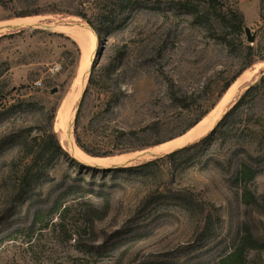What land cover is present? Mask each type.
<instances>
[{"label": "rangeland", "instance_id": "rangeland-1", "mask_svg": "<svg viewBox=\"0 0 264 264\" xmlns=\"http://www.w3.org/2000/svg\"><path fill=\"white\" fill-rule=\"evenodd\" d=\"M188 1L126 5L122 0H14L17 10L52 2L63 9L82 8L103 37L99 43L95 35L92 56H84L76 40L58 31L61 26L90 29L78 16L33 15L34 22L23 27L0 23V35L11 34L0 38V90H9L0 102V264H214L244 237L237 264H264V173L247 184L253 198L246 203L241 188L230 186L228 174L214 165L223 155L243 153L237 146L240 140L207 142L177 156L174 163L158 161L141 176L93 173L47 152L30 169L31 185H20L46 112L67 92L73 94V137L77 104L92 64L94 75L107 79L108 94L90 91L77 132L89 147L103 152L112 144L101 140L106 132L96 136L93 127L108 124L128 130L160 119V130L146 135V141L174 135L200 107L214 103L224 84L244 67L246 44L264 55L259 0H221L244 14L239 37L221 33L211 10L207 17L198 13L206 0ZM0 13L6 14L1 8ZM247 35L254 37L252 43ZM54 65L58 70L49 72ZM245 70L251 77L237 86L231 101L264 75V61ZM169 78L175 94L187 96L185 108L170 99ZM54 129L74 158L55 122ZM257 137H246L244 145H254ZM153 147L125 152L130 156L126 160L105 162L101 168L135 165L164 154L154 153ZM167 182L172 190L181 189L178 195L165 191ZM156 188L162 196L142 205ZM55 200L66 211L50 213ZM203 208L208 220L200 230Z\"/></svg>", "mask_w": 264, "mask_h": 264}, {"label": "trees", "instance_id": "trees-1", "mask_svg": "<svg viewBox=\"0 0 264 264\" xmlns=\"http://www.w3.org/2000/svg\"><path fill=\"white\" fill-rule=\"evenodd\" d=\"M126 5L137 4L140 0H122ZM177 2L178 4H186L188 0H171ZM34 9H22L17 10L14 5V0H0V8L6 14L3 15L0 13V21L8 20L12 18L24 17V16H33V15H45V14H66L72 16H78L86 20L90 24V29L96 35L99 43L102 42V29L101 27H95L87 17L86 13L82 8L78 9H63L59 6L57 2L48 3L44 7H39L35 5ZM209 10H211L214 15V19L218 22L220 26V32L223 34H231L239 37L245 28V19L242 11L235 5L225 4L221 0H206V6L199 11L198 13L207 17L210 15ZM259 18L264 19V0H259ZM191 10L189 13L193 14ZM11 34L0 35V38L9 36ZM77 52L79 48L76 46ZM244 58L245 65L238 73L232 77V79L224 84L222 90L218 94V99L222 97L224 92L237 80V78L245 71L246 67L251 66L256 61H264V55H259L258 51L255 50L253 45L246 44L244 46ZM94 65L92 64L89 75L87 77L86 85L83 89L80 100L77 104V109L74 117V130H73V139L75 144L79 149H81L85 154L91 157H111L120 154L130 153L129 151L139 150L143 148H150L157 146L163 142L174 139L178 136L183 135L191 128L195 126L202 118H204L208 112L216 105V101L207 107H200L198 115L188 123L180 132L174 135H168L163 139H154L149 142L146 141V135L158 132L160 130V119L153 120L150 123L140 127V128H130L128 130L124 128L116 129L112 126L97 125L93 127L92 131L95 132L96 136L100 132H106L102 134L101 140L104 143H110L111 149L107 151H96L89 147L85 141H83L77 132V124L79 122V117L81 114L83 103L89 95L92 89L97 90L102 93L108 94V85L107 79L103 75H94ZM70 74L68 75V77ZM168 92L170 93V99L176 102L180 107L185 108L187 106V96H177L173 89V82L169 78L168 80ZM9 90H0V102L5 99L8 95ZM58 107V100H56L50 109L46 112L45 125L41 129V136L38 137V143L36 148L29 149L30 163L24 169L23 174L20 178V185L23 184L24 188L31 185L32 177L29 175L31 167L38 164V161L43 156V154L58 153L63 156H66L68 160L78 166L80 169L92 171L93 173H129L133 176L145 175L147 170L152 167V165L157 164L158 161H166L168 164L174 163L175 158L181 154L187 153L192 148L199 147L202 144L207 142L214 141L218 145L226 144L232 139L239 141L237 143L238 148H240L243 153L237 155H228L226 157L223 155V159H215L214 165L218 167L221 171L228 174V182L230 186H235L241 188V197L243 202L249 203L253 198L252 193L247 189V184L252 182L257 176L264 173V75H262L257 81L250 83L246 88L237 96L233 104H230L220 118L216 121L214 126L202 137L196 139L194 142L188 143L184 146H181L173 151L165 153L156 158L141 162L135 165L129 166H111L107 168H99L94 166H89L83 164L76 159L69 156L68 152L63 149L60 138H58V132L54 129V119L56 110ZM58 133V134H57ZM258 135L257 139L253 141L254 145L248 147L244 144V139L249 136ZM243 139V140H242ZM37 140L33 138V141ZM249 143V142H248ZM27 146V145H26ZM253 150V151H252ZM254 152L253 153H251ZM163 188L165 191L172 192L173 194H179L181 189L172 190L170 183H164ZM27 189V188H26ZM64 194V193H62ZM161 195L159 189H153L149 191L144 199L142 200V205H148L150 202H153L155 198ZM162 196V195H161ZM60 200H55L53 205L49 207L48 211L50 213H56L57 211H66V207L63 209L60 208ZM90 207L93 205L90 204ZM207 217L208 213L205 208L202 209V218L200 221V230L205 229L207 226ZM247 237H244V240H239V243L225 256L221 257L214 264H237L238 260L242 257L244 246L246 245ZM232 262L230 263L229 261Z\"/></svg>", "mask_w": 264, "mask_h": 264}, {"label": "bare ground", "instance_id": "bare-ground-1", "mask_svg": "<svg viewBox=\"0 0 264 264\" xmlns=\"http://www.w3.org/2000/svg\"><path fill=\"white\" fill-rule=\"evenodd\" d=\"M35 18L36 17L34 16H32L31 18H22V19L16 18V19L4 20L0 23L3 25L11 24V25L23 27V26L32 24ZM58 31L65 33L66 35L70 36L72 39L76 40L79 43L78 45L81 46V50H83L84 56L86 55V53L88 54L89 52H91V56H92V53L94 52V49H95V46H94L95 45L94 44L95 34L93 33L91 29L83 28L80 26H61L60 29H58ZM90 57H88L87 59H90ZM250 77L251 75L247 70L243 71V73L237 78V80L225 91V93L219 99V102L216 103L217 106L215 105L208 112V114L204 118H202L193 128H191L189 131H187L181 136H178L174 139L168 140L157 146H154L152 149L153 152L157 154H160V153L165 154V153H168L170 151H173L179 148L183 144L186 145L187 143H191L195 141L196 139H199L200 137L205 135L214 125L216 120L219 118L220 116L219 114L221 110L228 103L231 104L232 97L235 95L237 91V86L242 85L243 83L247 82L250 79ZM78 94H79V90L76 93L75 97ZM70 97H73V94H70L64 98L55 124L59 129H62L61 131L63 132L61 135V139L63 141L64 140L67 141L69 145L70 153L73 155V157L79 160L80 162H83L84 164L89 165L90 167L94 166V167H99V168H101L103 163L105 162H110V163L115 164V163L123 162L128 157H130L128 154H121V155L111 156V157H91L85 154L81 149H79L77 145L75 144V141L72 135L70 134V126H71L72 120H71V115H70V112H71L70 103L67 104V101L69 100ZM228 105L226 107H228ZM65 107H66V110L64 111Z\"/></svg>", "mask_w": 264, "mask_h": 264}, {"label": "water", "instance_id": "water-1", "mask_svg": "<svg viewBox=\"0 0 264 264\" xmlns=\"http://www.w3.org/2000/svg\"><path fill=\"white\" fill-rule=\"evenodd\" d=\"M247 36H248V41H249L250 43H252L253 40H254V37H252V36L250 37L249 35H247ZM81 51H82V50H81ZM71 89H72V86L70 87V89H69L68 91H70ZM54 90H55V89H54ZM67 93H68V92H67ZM67 93L64 95V97L62 98V100L60 101V103H59V105H58V107H57L54 122H56V120H57V118H58V114H59V112H60V108H61V106H62V103H63L64 98L67 96ZM224 93H225V92H224ZM71 100H72V97L69 98V100L67 101V104H69V103L71 102ZM218 102H219V100H218ZM233 103H234V101L231 102V104H233ZM75 104H76V102L73 104L71 110L74 109ZM228 106H230V104H229ZM65 110H66V107L64 108V111H65ZM195 125H196V124H195Z\"/></svg>", "mask_w": 264, "mask_h": 264}, {"label": "built area", "instance_id": "built-area-1", "mask_svg": "<svg viewBox=\"0 0 264 264\" xmlns=\"http://www.w3.org/2000/svg\"><path fill=\"white\" fill-rule=\"evenodd\" d=\"M58 66L57 65H54V66H52L51 68H49V72H55V71H57L58 70ZM36 85H41V81L40 80H37V81H35L34 82Z\"/></svg>", "mask_w": 264, "mask_h": 264}, {"label": "crops", "instance_id": "crops-1", "mask_svg": "<svg viewBox=\"0 0 264 264\" xmlns=\"http://www.w3.org/2000/svg\"><path fill=\"white\" fill-rule=\"evenodd\" d=\"M17 18V17H16ZM16 18H12V19H16ZM19 19H22V18H31V17H28V16H24V17H18ZM9 20V19H8ZM2 21V20H1Z\"/></svg>", "mask_w": 264, "mask_h": 264}]
</instances>
